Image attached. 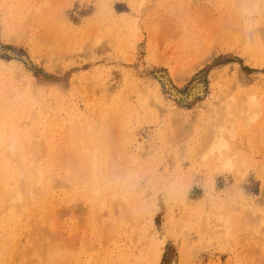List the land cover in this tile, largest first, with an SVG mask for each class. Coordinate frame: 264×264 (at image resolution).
Masks as SVG:
<instances>
[{"label": "rangeland", "instance_id": "1", "mask_svg": "<svg viewBox=\"0 0 264 264\" xmlns=\"http://www.w3.org/2000/svg\"><path fill=\"white\" fill-rule=\"evenodd\" d=\"M0 46L9 118L50 186L0 223V264H47L55 249L56 264H264V0H0ZM89 121L94 199L57 163ZM221 125L232 169L205 156Z\"/></svg>", "mask_w": 264, "mask_h": 264}, {"label": "bare ground", "instance_id": "2", "mask_svg": "<svg viewBox=\"0 0 264 264\" xmlns=\"http://www.w3.org/2000/svg\"><path fill=\"white\" fill-rule=\"evenodd\" d=\"M25 74L23 70H20L14 77L16 76L20 80V76H24ZM167 79L165 77L162 81L165 82V85L167 83L169 86L170 83ZM12 86L13 80L7 82L5 88L0 90V166L3 173V175H0V181L2 182L0 184L1 224L13 221L21 213L25 212L30 205H33L34 202L44 200L47 196V190L50 187L48 186L49 181L45 175L43 165L37 163L35 159L28 157L25 144L26 142L32 141V135L18 130L19 119L14 122L9 118L11 113L8 111V100ZM172 89L173 87L171 88L172 95L179 96L177 94L178 92ZM203 90V84L195 82L190 89V98L192 99L198 94L202 95ZM24 96L26 97L27 95L24 94ZM158 97L161 100V97ZM27 100L29 103L27 109L33 110L39 99L30 93ZM257 105L258 103L252 95L243 102V106L246 108V113L249 116L252 115V111ZM31 114L32 111H29L28 117ZM98 115L101 126L103 115L101 113H98ZM226 118L222 122H225ZM99 129L94 128V123L89 121L84 128L83 139L85 142L71 145L70 140L66 139V142H69L66 144L67 148L59 155L62 160L57 161L56 159L57 163L63 167L68 176V180L74 179L77 176L84 179V183L87 184L86 197L88 199L98 197L100 192V189L92 181L96 170V159L99 157V153L98 149H95L94 142H89L90 140H100ZM217 131L218 134L207 144L205 156L213 157V165L215 168L232 169L231 156L226 154L230 149V142L225 134V131L228 130L225 125H221ZM109 173L113 174V169L109 170ZM109 203L118 205L123 203L126 205L127 210H133L130 195L123 194L121 197L120 193L115 192L111 195ZM102 208H104V205H102ZM53 228L54 226L50 227L52 232L54 231ZM10 242L11 238L8 235L3 234V236H0V260L7 256L6 251ZM58 253V249H55L54 253L48 251L47 264H56V256ZM161 255V248L157 247L153 250L152 256L154 260H159Z\"/></svg>", "mask_w": 264, "mask_h": 264}]
</instances>
